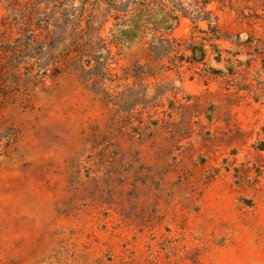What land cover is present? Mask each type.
<instances>
[{"label":"rangeland","instance_id":"374dc122","mask_svg":"<svg viewBox=\"0 0 264 264\" xmlns=\"http://www.w3.org/2000/svg\"><path fill=\"white\" fill-rule=\"evenodd\" d=\"M0 264H264V0H0Z\"/></svg>","mask_w":264,"mask_h":264},{"label":"trees","instance_id":"16d2710c","mask_svg":"<svg viewBox=\"0 0 264 264\" xmlns=\"http://www.w3.org/2000/svg\"><path fill=\"white\" fill-rule=\"evenodd\" d=\"M218 71H216V73H217Z\"/></svg>","mask_w":264,"mask_h":264}]
</instances>
